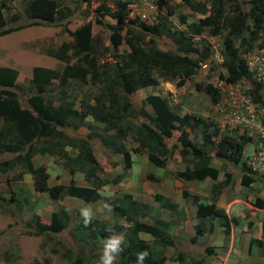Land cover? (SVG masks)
Returning a JSON list of instances; mask_svg holds the SVG:
<instances>
[{
  "label": "trees",
  "instance_id": "obj_1",
  "mask_svg": "<svg viewBox=\"0 0 264 264\" xmlns=\"http://www.w3.org/2000/svg\"><path fill=\"white\" fill-rule=\"evenodd\" d=\"M8 1L11 0H0V36L16 29L4 25L6 19L1 9L7 6ZM25 1L23 10L27 24L60 20L62 24L65 23L64 29L71 39L62 42L55 49L47 50V54L65 62L63 68L59 70L34 66L31 77L23 87L16 82V68L0 65V170L18 164L21 172L16 177L21 179L23 172L29 173L34 190L48 193L53 200L68 194L84 201H95L100 198L98 189L108 182V179H102L99 175L104 172V166L96 157V145L109 157L122 154L124 167L132 164V151L145 152L148 162L161 168L166 166L168 158L177 151L184 168L176 172V177L183 180H214L210 202L207 205L197 202V216L202 215L211 220L220 218L223 230L228 234L230 224L236 220L229 217L225 209L218 207L216 202L222 188L232 181L228 165L241 172V185L249 186L258 182V178L251 173L250 166L242 160L243 149L251 140L254 142L255 137L252 139V135L245 132L220 133L212 121L199 115H180L171 107L168 98L160 94H148L143 99L145 105H150V112L144 104H133L131 94L137 88L157 84V74L166 80L177 79L179 85L192 77L210 53L209 44H205L200 51L193 45V37L207 29L213 35L225 31L222 37V54L226 81L233 83L246 77L249 69L244 57L238 55L235 38L239 39V47L243 46L245 52L251 47L252 41L260 38L259 34L264 37V0H251L248 12L241 8L243 0H212V6H215L212 7V12L198 24L189 23L187 30L172 27L166 15L159 14L158 21L151 23L138 16L132 17L124 0H111V3L102 0L93 10L96 22L108 32L106 45L101 36L92 33L89 21L74 30L68 29L66 24L71 10L58 0ZM78 2L91 5L93 1ZM183 2L202 14L210 12L204 2ZM171 13L172 11L168 12ZM11 17L14 18L12 20L19 19V15ZM105 17H110L114 22ZM180 17L184 22V18ZM122 30L124 33L121 36ZM162 36L170 37L175 46L161 48L159 39ZM122 39L128 49L120 51L118 45ZM106 56L110 59H104ZM93 57H101L102 64L95 63L92 68ZM74 83L92 84L99 88L95 94L89 89L81 88L80 92L83 94L78 98V92L71 94V88L76 86ZM196 88H204L213 102L218 101V90L211 83H196ZM20 89L22 91H18ZM260 96L261 93L256 88L254 100H258ZM88 116L91 121L87 120ZM83 124L88 131L84 134L77 133L76 130ZM196 128L201 130V142L192 140L191 134ZM174 130L179 131L176 138H173ZM127 138L135 145L128 147ZM167 141L171 142V146H168ZM45 144L43 149L55 151L71 176L76 170L84 169V177L91 181V185H78L73 178L66 184L50 185L45 165L35 166L33 162L38 151L37 145ZM68 147L74 148L76 154L70 155ZM212 158L220 160L222 166H213ZM109 161L112 166L117 165L114 160ZM221 170L224 178L219 179ZM147 177L152 178L150 174ZM116 181L117 179H113V182ZM182 194L187 197V190H183ZM108 201L114 211L128 220L127 224L100 220L85 226L81 222L79 211H68L61 207L51 212L47 221L33 212L27 223L28 233L45 236L51 241L55 239V234L68 229L77 241L75 255L69 264H88L97 257L101 248L99 240L109 235L105 229L123 233L126 237L125 249L116 264H134L135 253L142 249L149 252L146 264H166L168 260H177L181 264H203V257L176 249L175 240L169 234L168 221L159 215L152 222L143 220L141 217L145 215L147 205L134 199L132 194L124 193L122 197ZM166 205L172 209L177 204L168 202ZM252 205L264 209V200L257 196ZM262 226L264 228V220ZM194 229L192 241L203 234L201 223L195 224ZM141 232L150 234L153 243L142 238ZM55 243L61 244L58 241ZM249 243L260 248L264 255L262 238L252 237ZM55 247L52 251H56ZM168 247L174 249L170 256L165 254ZM66 250L69 251V248ZM205 251L211 253L212 248L205 247ZM4 258L9 260L8 255Z\"/></svg>",
  "mask_w": 264,
  "mask_h": 264
},
{
  "label": "rangeland",
  "instance_id": "obj_2",
  "mask_svg": "<svg viewBox=\"0 0 264 264\" xmlns=\"http://www.w3.org/2000/svg\"><path fill=\"white\" fill-rule=\"evenodd\" d=\"M62 5L68 6L71 10L66 27L74 30L84 22H90L92 33L101 36L103 44H107L108 32L95 20L94 7L102 0H92V4H86L79 0H58ZM130 10L132 17L138 16L146 22H156L159 14L166 15L172 27L187 30L189 23L198 24L207 14L212 12V0H195L204 2L210 12L202 14L188 7L183 0H124ZM25 0H11L6 7H2L3 17L6 19V27H16L10 33L0 36V65L11 66L17 69V84L23 87L32 75L34 66H45L61 70L65 65L60 59L47 54V50L57 48L62 42L71 39L64 29L62 21L53 23L27 24L24 15L23 5ZM111 3V0H106ZM251 0H243L241 8L248 12ZM172 11L171 14L168 12ZM19 15V19L12 20L11 16ZM184 18L182 22L181 17ZM114 22L110 17H105ZM64 21V20H63ZM23 25L22 27H20ZM124 30L120 32V35ZM211 34L207 29L201 34L194 35L193 45L203 50L205 44L210 45V53L205 62L196 70L192 77L186 79L182 85L176 80H166L157 74L159 80L155 85L137 88L131 94V101L136 106L144 104L143 99L148 94H160L168 98L171 107L180 115L192 113L212 121L220 133L245 132L255 137V123L264 122V97L260 96L254 100L255 89H264V37L259 34L258 39L252 41L251 47L244 52L243 46L239 47V39L235 38V48L238 55L244 57L249 69L246 77L238 79L234 83L225 81L226 70L223 66L222 37L223 34ZM161 48L175 46L170 37L162 36L159 39ZM119 50H127L125 42L118 45ZM104 59H110L106 56ZM101 57H93L91 67L102 64ZM90 76V75H89ZM88 76V77H89ZM89 80V79H88ZM56 81V79L54 80ZM196 83L202 85L211 83L219 93L217 102H213L210 95L204 88L197 89ZM71 94L79 93L82 96V89H89L92 94L98 91L99 87L92 84L74 83ZM82 88V89H81ZM18 91H22L21 89ZM262 92V91H261ZM245 99L253 101L254 116L251 117L244 109ZM77 107V103L75 104ZM145 105V104H144ZM145 108L152 111L150 105ZM91 121L88 116L87 120ZM94 122V121H93ZM1 124V122H0ZM102 125V123H101ZM86 125H81L77 133H86ZM179 134L178 130L173 131V138ZM195 142L202 141L200 129H194L191 134ZM168 146L171 142L167 141ZM47 144V143H46ZM45 145H37L38 151L33 157L34 165L44 164L49 172L48 183H68L71 178L78 185L90 186L91 181L84 177V169L76 170L71 176L61 164L62 159L57 153L47 151ZM128 147L134 146L130 138L126 139ZM255 141L243 149L242 160L250 161ZM96 157L104 166V172L99 175L108 182L102 185L98 192L100 198L95 201H84L80 198L63 194L58 200H53L46 192L34 190L33 179L29 173L23 172L21 179L16 176L21 172L18 164L0 170V264H69L70 259L75 255L77 247L76 238H73L68 229L55 234V239L48 241L45 236L32 235L28 233V220L33 212L40 214L42 220H49L51 212L65 207L68 211H79L80 208L90 206L94 213L93 223L105 221L107 223L127 224L118 212L112 209L108 199L122 197L124 193H130L139 202L147 205L145 215L141 218L152 222L154 217L160 216L168 221L169 234L176 243V249L181 252L195 254L203 257V264H264L262 250L249 243L250 238H262L264 240V209L252 205L254 199L259 196L264 200V175L251 173L258 178L249 186L240 184L241 172L238 168L228 165L227 170L232 175V181L222 188L216 205L225 209L229 217H234L235 222L230 224L228 234H225L220 218L210 219L209 217L197 216V202L207 205L211 200V185L214 180L204 178L199 180H183L175 176L178 170L184 168L178 152L175 151L168 158L164 168L154 166L147 160L145 152H131L132 164L124 167L122 154H113L111 157L104 155L95 146ZM210 149V148H209ZM212 151V150H211ZM68 153L75 155L76 150L68 147ZM114 160L117 165L112 166L110 161ZM213 166L221 167L220 160L212 158ZM150 174L152 178L147 177ZM15 176V178H14ZM224 178L223 171H220L219 179ZM113 179H117L113 182ZM263 181V182H262ZM183 190H187L188 196L184 197ZM155 196H161L157 198ZM110 207L105 209L104 203ZM168 202L176 203V207L170 209ZM201 223L203 234L195 235L194 226ZM140 236L149 243H153V237L148 233H140ZM58 241L61 244H56ZM101 245L103 240H99ZM58 246V247H55ZM55 247L56 251H52ZM205 247H211L212 252H206ZM69 248V251L66 250ZM174 249L168 247L166 256L173 254ZM9 256V260L4 258ZM98 256L89 261L88 264H96ZM166 264H181L177 260H168Z\"/></svg>",
  "mask_w": 264,
  "mask_h": 264
},
{
  "label": "clouds",
  "instance_id": "obj_3",
  "mask_svg": "<svg viewBox=\"0 0 264 264\" xmlns=\"http://www.w3.org/2000/svg\"><path fill=\"white\" fill-rule=\"evenodd\" d=\"M225 81H226V79H225ZM226 82H228V81H226ZM228 83H230V82H228ZM261 91H258V92H260L261 96L264 97V89ZM247 104H251V107L253 108V111H254L253 101L249 100V99H245L244 105H247ZM254 113H255V111H254ZM263 113H264V110H263ZM258 121H259V119H258ZM261 122H263V121H261ZM256 177H258V176H256ZM103 207L105 209H107L110 206L105 202ZM79 216L81 218V222L83 223V225L88 226L94 218V213H93V210L90 206H85V207H82L79 209ZM105 231H107L109 233V235H107L106 238H104L102 241V245H101V248H100V251L98 254V258L96 260V264H116L119 255L125 249L126 237L123 233H116V232H113L111 229H105ZM148 256H149V252L147 249H142L140 251H137L135 253L134 264H146V258Z\"/></svg>",
  "mask_w": 264,
  "mask_h": 264
},
{
  "label": "built area",
  "instance_id": "obj_4",
  "mask_svg": "<svg viewBox=\"0 0 264 264\" xmlns=\"http://www.w3.org/2000/svg\"><path fill=\"white\" fill-rule=\"evenodd\" d=\"M244 109L251 117L254 116L251 104L245 105ZM255 125L257 127L255 128L257 140L250 155L248 165L250 166L251 171L253 170L256 174L264 175V123L258 121Z\"/></svg>",
  "mask_w": 264,
  "mask_h": 264
},
{
  "label": "crops",
  "instance_id": "obj_5",
  "mask_svg": "<svg viewBox=\"0 0 264 264\" xmlns=\"http://www.w3.org/2000/svg\"><path fill=\"white\" fill-rule=\"evenodd\" d=\"M258 178H260V177H258ZM261 179V178H260ZM259 180V179H258ZM263 182V181H262ZM264 183V182H263ZM257 208V207H256Z\"/></svg>",
  "mask_w": 264,
  "mask_h": 264
},
{
  "label": "bare ground",
  "instance_id": "obj_6",
  "mask_svg": "<svg viewBox=\"0 0 264 264\" xmlns=\"http://www.w3.org/2000/svg\"><path fill=\"white\" fill-rule=\"evenodd\" d=\"M256 140H257V138H256ZM256 140H255V142H256Z\"/></svg>",
  "mask_w": 264,
  "mask_h": 264
}]
</instances>
